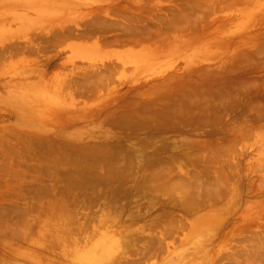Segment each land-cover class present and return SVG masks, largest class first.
<instances>
[{
  "label": "rangeland",
  "instance_id": "374dc122",
  "mask_svg": "<svg viewBox=\"0 0 264 264\" xmlns=\"http://www.w3.org/2000/svg\"><path fill=\"white\" fill-rule=\"evenodd\" d=\"M159 1L164 2L162 13L171 12L174 4L188 2ZM114 3L117 1L0 0L1 12L5 6L17 10V19L14 12L9 16L0 13V19L6 15L0 20V29L4 27L0 33L7 34L0 36V95L12 91L9 84L14 74L8 66L22 61L24 67L14 75L15 84L61 78L57 92L68 103L65 110L53 109L26 127L18 124L11 109L0 108V264H68L74 252L96 235H125L145 243L159 233L165 235L164 244L138 264H180L183 259H176V253L199 257L204 251L207 258L198 259L211 257L214 264H264V37L250 38L264 25L255 16L264 14V6L262 11L252 10L243 27L247 19L238 11L250 10L251 5L235 6L233 13H237L231 20L227 18L229 9L207 14L205 6H195L193 16L201 19L198 24L178 23L159 40L133 45V41L112 42L121 28L100 29L103 26L97 18L119 21L131 14L146 22L144 11L105 14ZM36 6L48 7V12L38 18L41 21L36 26H26V33L16 34L22 25L19 18L37 17ZM161 10L154 17L157 22H161ZM86 30L92 33L84 35ZM232 31L238 34L229 40ZM97 38L110 41L102 46L110 52L136 51L140 44L157 47L155 52L172 58V68L159 62L156 72L150 73L163 76L149 73L150 77L135 81L133 65L123 69V60L116 54L74 56V46L91 44ZM34 43L39 49H31ZM108 67L113 71L106 76ZM22 72L24 77H20ZM125 73H130L128 78ZM210 214L217 218V226H207L204 231L213 238H206L197 249L195 238L181 244V237L193 229L192 222L207 220ZM257 237L263 240L261 246L251 241ZM138 243L124 246L129 258L137 261L142 255Z\"/></svg>",
  "mask_w": 264,
  "mask_h": 264
},
{
  "label": "bare ground",
  "instance_id": "6f19581e",
  "mask_svg": "<svg viewBox=\"0 0 264 264\" xmlns=\"http://www.w3.org/2000/svg\"><path fill=\"white\" fill-rule=\"evenodd\" d=\"M12 1V0H11ZM106 1V0H105ZM114 1V0H113ZM117 3H114L113 5H110V7H108V9H106V12L105 14H109V12H117V13H120L121 12H136L138 14H141L142 11H144L143 15L145 16L146 18V22H143L141 21L140 17L138 16H131V14L127 17L126 16V20H119V21H108V19H106L105 17H98L97 20L100 21L99 24L103 27H100V29H111L115 26H119L122 30L121 34L120 35H117L114 37L113 40H111L112 42H115V43H123V42H132L133 45H137L138 43L142 42V41H147L149 39H152V38H155V39H158V38H161L163 37L162 35L165 34L168 29L170 30L172 27H174L176 24L180 23L181 26H188V25H192V23H197L199 22L201 19L198 17H194L193 16V12L195 11L196 7H200V6H205V9H206V13L207 14H211V13H215L216 11H221V10H224V9H229L228 11V15H227V18L231 20V16H236V13H233V9H235V6L237 7L238 4H246L247 6H252L253 8H251L250 10H245L246 8H243L241 10H239L238 12V15L241 13L242 14V17L246 18L247 20L242 22L241 26H245V24L250 20V17L251 15H253V11L252 10H258L261 8L260 11H262V7L264 6V0H188V2H185L183 5H179L178 3L177 4H174V8L171 9V12H163L162 13V10H161V4H164V2H161L158 0V2H150L151 0H128V1H124V2H119L118 0H116ZM128 2V3H127ZM181 2V1H180ZM9 3V2H8ZM175 3V2H174ZM38 4H41V3H38ZM46 4V3H44ZM20 5V4H19ZM48 5V4H47ZM16 6V5H14ZM106 6V5H105ZM132 6L134 9H132ZM202 6V7H203ZM6 7V10L5 12L6 13H10L8 14L9 15H12V13L14 11H17V10H14L13 6H5ZM172 7V6H171ZM240 7V6H239ZM48 7H44V6H36V9L38 10L37 13V17L34 18H30L28 19L27 17L25 16H22V18H19L20 20H22L21 22V28H17L19 29L17 32L14 31L16 34L17 33H26V26H36V24L38 23L39 21V17L40 16H44L45 13L48 12L47 10ZM104 8V7H103ZM107 8V7H106ZM264 8V7H263ZM47 10V11H46ZM162 13L161 14V22H157L155 20V15L157 14V12ZM5 12H1L0 13H4L6 14ZM199 12V11H198ZM255 12V11H254ZM259 12V11H258ZM17 12H14L13 15L14 17H16L17 19V15L15 14ZM205 13V12H204ZM2 14V15H4ZM98 14V13H97ZM227 14V13H226ZM261 13L259 14H255L256 17H259L258 20H263V22L261 23H264V14L260 15ZM1 15V16H2ZM16 15V16H15ZM39 15V16H38ZM215 15V14H214ZM219 15V14H218ZM222 15H225V14H222ZM237 15V16H238ZM6 16V15H5ZM4 16V17H5ZM96 16V15H95ZM107 16V15H106ZM221 16V15H220ZM226 16V15H225ZM240 16V15H239ZM3 17V18H4ZM94 17V16H93ZM2 18V19H3ZM0 19V20H2ZM73 20V19H72ZM71 20V21H72ZM227 20V19H226ZM225 20V21H226ZM237 20V19H236ZM239 20V19H238ZM4 21V20H3ZM41 21V20H40ZM39 21V22H40ZM254 21V20H253ZM257 21V20H256ZM218 22V21H217ZM4 24V23H3ZM40 24V23H39ZM198 24V23H197ZM220 24V23H219ZM238 24V22H237ZM179 25V26H180ZM7 26V25H6ZM10 26V25H9ZM233 26V25H232ZM236 26V24H235ZM254 26V25H253ZM198 27V26H197ZM213 27V26H212ZM237 27V26H236ZM255 27V26H254ZM259 27V25H258ZM257 27V28H258ZM211 28V27H210ZM240 28V27H239ZM2 29L4 30V27L0 29V32H3ZM206 29V28H205ZM238 29V28H236ZM251 29V28H250ZM9 30H14V29H10L9 27ZM16 30V29H15ZM202 30V29H201ZM219 30V29H218ZM229 30V29H228ZM231 30V29H230ZM258 30V29H257ZM110 31V30H109ZM205 31V30H204ZM204 31L202 30L201 32L204 33ZM239 31V30H237ZM241 31V29H240ZM249 31V30H248ZM252 31V30H251ZM6 32V30H5ZM11 33V31H9ZM13 32V34H14ZM200 32V33H201ZM218 32V31H217ZM233 32V31H232ZM73 33V32H72ZM92 33L90 30H86L85 32H83V34H90ZM185 33V32H184ZM192 33V32H191ZM199 33V34H200ZM201 33V36L203 35ZM221 33V32H219ZM227 33V32H226ZM6 34V33H5ZM5 34H2L0 33V36L2 35H5ZM20 34V36H21ZM186 36L188 35V33H185ZM238 33H232V34H229L227 35V39H234L235 35H237ZM240 34V33H239ZM7 35V34H6ZM68 35V34H67ZM65 35V36H67ZM172 35V34H171ZM194 35V33H193ZM197 35V33L195 34ZM194 35V36H195ZM217 35V34H216ZM23 36V35H22ZM161 36V37H160ZM173 38H175V34H173ZM180 36V35H179ZM185 36V38H187ZM218 36V35H217ZM264 37V25L261 26V28L259 29V31H257L256 33L252 34L250 36L251 39H255L256 37L259 38V37ZM4 37V36H3ZM220 37V36H219ZM180 38V37H179ZM177 38V39H179ZM98 39V38H97ZM176 39V40H177ZM182 39V38H181ZM190 39V38H189ZM159 40V39H158ZM186 40V39H185ZM155 41V40H154ZM180 41V40H179ZM203 41V40H202ZM255 41V40H254ZM110 41L107 40V42L103 41V42H100L99 39L98 40H95L94 42H92L91 44H83V45H77V46H74L73 47V54L74 56H89V55H92L93 57L97 56V57H103V56H107L109 54H116L118 56L121 57V59L123 60V63H122V66H123V69L126 67V64H131L133 65V73L131 74L133 79L135 78V81L137 80L138 81V78H141L142 76H149L150 74H153L154 76V73L156 72L154 69L155 65L159 62H162V63H169V67H167V69H169L170 67L172 68V62L170 63V60L172 59L169 55H163L162 53H158V52H155L157 51V47H151L150 45H143V44H140L141 48L139 50H136L134 51V49H128V50H125V51H119V52H110L108 49H106L105 47H102L103 45H108ZM165 42V41H164ZM173 44L174 41L172 40ZM178 43V42H177ZM176 43V44H177ZM182 43V42H181ZM200 43V42H199ZM232 43V42H231ZM160 44V43H159ZM165 44V43H164ZM179 44V43H178ZM185 44V43H184ZM257 44V43H256ZM199 45V44H198ZM171 46V45H169ZM168 46V47H169ZM176 46V45H175ZM230 46V45H229ZM262 46V45H260ZM259 46V47H260ZM34 48H31L32 50H37L39 49V46L38 44L34 43L33 46ZM167 47V48H168ZM239 48V47H238ZM169 49V48H168ZM198 51V49H196ZM196 51V52H197ZM228 51V50H227ZM262 51V50H260ZM167 52V51H166ZM170 53V51H168ZM233 52V51H232ZM245 52V51H244ZM247 52V51H246ZM175 53V52H174ZM177 53V52H176ZM229 53V51H228ZM250 53V52H249ZM248 53V54H249ZM262 53V52H261ZM162 54V56H161ZM178 54V53H177ZM198 54V53H197ZM232 54V53H231ZM24 55V54H23ZM175 55V54H174ZM199 55V54H198ZM228 55V54H227ZM22 56V55H21ZM74 56H70V57H73L74 59ZM239 56V55H238ZM243 56V55H241ZM248 56V55H247ZM7 57V56H6ZM12 57V56H11ZM112 57V56H111ZM244 57V56H243ZM246 57V56H245ZM79 58V57H78ZM72 59V58H71ZM72 59V60H73ZM119 59V58H117ZM229 59V58H228ZM23 60V59H22ZM29 60V59H28ZM12 61V60H11ZM19 61V60H18ZM102 62V61H101ZM122 62V61H121ZM217 62V61H216ZM215 62V63H216ZM174 63V62H173ZM177 63V60L176 62L173 64V66ZM191 63V62H190ZM261 63V62H260ZM264 63V62H263ZM183 64V63H182ZM259 64V63H258ZM262 64V63H261ZM7 65V64H6ZM5 65V66H6ZM27 65V64H26ZM161 66V64L159 65ZM166 67V65H164ZM162 67L164 70H165V67ZM187 66V65H186ZM215 66V65H214ZM264 66V65H263ZM23 67H24V64L23 62H18V63H10V65L8 66V69L9 70H12V73L14 75H16L17 73H19V71L23 70ZM185 67V66H184ZM190 67V65H189ZM216 67H217V64H216ZM160 68V67H159ZM158 68V69H159ZM160 68L159 70L161 71ZM218 68V67H217ZM240 68V67H239ZM256 69V68H255ZM254 69V70H255ZM18 70V71H17ZM122 70V69H121ZM154 71V73H150L151 71ZM1 71V70H0ZM38 71V70H37ZM102 71V70H101ZM104 71V70H103ZM102 71V72H103ZM112 67H108L106 70H105V73L104 75H110L112 74ZM158 71V72H160ZM163 71V70H162ZM161 71V72H162ZM170 71V70H169ZM5 72V71H4ZM43 72V71H42ZM60 72V71H59ZM165 72H167L165 70ZM1 73V72H0ZM10 73V72H9ZM11 73V74H12ZM124 73V70L121 71L120 75H122ZM131 73V72H130ZM130 73L126 74L127 75V78H128V75H130ZM150 73V74H149ZM164 73V72H163ZM249 73V72H248ZM34 74V73H32ZM39 74V73H38ZM59 74V73H58ZM157 75H155L154 77L158 76L161 74L159 73H156ZM170 74V73H169ZM219 74V73H218ZM12 77L13 80L10 81V84H9V87H10V90L12 89V91H10L7 95L5 96H1L0 95V108H9L11 109L16 117H17V121H18V124L21 125L22 127H26V126H29V125H33V124H36L37 123V120L39 119L38 117L42 116L44 117L45 115H50L51 111L54 110H65V107H66V104L68 105L67 102H65L64 98H59V96H61V94H59L57 92V88H58V82L59 78L57 79H54V81H49V82H42L40 84H28V83H23V84H20V83H16L15 82L17 80H14L16 77ZM30 75V73L28 74ZM64 75V74H63ZM118 75V76H120ZM125 75V76H126ZM162 75V74H161ZM12 76V75H11ZM10 76V77H11ZM24 72H22V74L20 75V77H24ZM33 76V75H32ZM37 76V75H36ZM101 77V75H99ZM163 76V75H162ZM220 76V75H219ZM57 77V76H55ZM100 77H99V80H100ZM131 77V76H130ZM150 77V76H149ZM148 77V78H149ZM152 77V76H151ZM224 77V76H223ZM29 78V77H27ZM125 78V77H124ZM137 78V79H136ZM249 78V76H248ZM118 79V78H117ZM120 79V77H119ZM118 79V80H119ZM123 79V78H122ZM126 79V78H125ZM130 79V78H129ZM151 79V78H150ZM165 80V79H164ZM32 81V80H31ZM30 81V82H31ZM37 81V80H36ZM153 81V79H152ZM156 81V80H155ZM228 81V80H227ZM230 81V80H229ZM228 81V82H229ZM27 82V80H26ZM66 82V81H65ZM68 82V81H67ZM100 82V81H98ZM134 82V80H133ZM233 82H235V80H233ZM62 83V82H61ZM69 83V82H68ZM137 83V82H136ZM135 82L132 83V85L136 84ZM142 83V82H141ZM157 83V82H156ZM239 83V82H238ZM140 83H138L139 85ZM230 84V83H229ZM240 84V83H239ZM64 85V84H63ZM93 85V84H92ZM259 85V84H258ZM99 86V85H98ZM69 87V86H67ZM197 88V87H196ZM15 89H18L16 92H14ZM65 89V88H64ZM74 89V88H72ZM140 89V88H139ZM77 91V90H76ZM69 94V92H68ZM76 94V92H75ZM100 94V93H99ZM170 94V93H169ZM227 94V93H226ZM72 95V94H71ZM120 95V94H118ZM117 95V97H119ZM69 97H71L69 95ZM73 97V96H72ZM168 97V96H167ZM168 98H171L170 96ZM243 98V97H242ZM228 99V98H227ZM239 99V98H238ZM54 100L57 101L54 102ZM66 101H67V98H66ZM201 101V100H200ZM238 101V100H237ZM241 101V100H240ZM239 101V102H240ZM118 102V101H117ZM216 102V101H215ZM54 103V104H53ZM162 103V102H161ZM207 103V101H206ZM243 103V102H242ZM157 104V103H156ZM153 104H151L152 106ZM221 105V104H220ZM55 106V107H53ZM157 107V106H156ZM182 108V106H181ZM242 108V107H241ZM109 114V112H108ZM258 114V113H257ZM62 115V114H61ZM107 115V114H106ZM264 115V114H263ZM259 116V115H258ZM47 118V117H45ZM49 119V118H48ZM53 119V118H51ZM55 119V118H54ZM53 119V120H54ZM172 118L170 117V120ZM50 120V119H49ZM73 122V121H72ZM125 123V122H124ZM137 124V123H136ZM185 125V123H184ZM139 126V125H138ZM188 126V125H187ZM126 128V127H125ZM140 128V127H139ZM149 128V127H148ZM86 130V129H85ZM78 132H81V131H78ZM160 132V131H159ZM88 132H86L87 134ZM244 133V132H243ZM77 135V134H76ZM159 136V135H158ZM161 136V135H160ZM242 136V135H241ZM163 138V137H162ZM122 139V138H121ZM185 139V138H184ZM188 139V138H187ZM189 140V139H188ZM260 140V139H259ZM262 140V139H261ZM189 143V142H188ZM199 144V142H197ZM203 143V141H202ZM202 145V144H200ZM77 146V145H76ZM205 146V145H204ZM227 146V145H226ZM206 148V147H205ZM263 148V147H262ZM264 152V151H263ZM262 156V155H261ZM231 157V156H230ZM263 157V156H262ZM200 160V159H199ZM261 160V158L259 159ZM197 161V160H196ZM257 163V162H256ZM225 164V163H224ZM209 165V164H208ZM259 165H260V161H259ZM237 168V167H236ZM255 168V167H254ZM216 169V168H215ZM221 169V167L219 168ZM182 170H184L182 168ZM189 170V169H188ZM224 170V169H223ZM187 172V169L185 170ZM184 171V172H185ZM190 171V170H189ZM188 171V172H189ZM225 171V170H224ZM124 172V171H123ZM187 172V173H188ZM121 173V172H120ZM128 173V172H127ZM181 173H183L181 171ZM224 173V172H223ZM264 173V172H263ZM131 173H129L128 175H130ZM239 174V173H238ZM260 174V173H259ZM114 175V174H113ZM216 175V174H215ZM244 175V174H242ZM241 175V177H242ZM127 176V175H126ZM245 176V175H244ZM121 177V176H120ZM232 177V176H231ZM125 178V176H124ZM135 178V177H134ZM143 178V177H142ZM230 178V177H229ZM128 179V178H127ZM137 180V179H136ZM144 180V179H143ZM240 180V179H239ZM130 181V180H129ZM172 181V180H171ZM174 181V180H173ZM172 181V183H173ZM194 181V179H193ZM262 181V180H261ZM111 182V181H110ZM170 182V181H169ZM176 182V181H175ZM192 182V181H191ZM260 182V181H259ZM259 182H256V183H259ZM135 183V182H134ZM142 183V181H141ZM196 184V181L194 182ZM228 183V182H226ZM136 184V183H135ZM178 184V183H177ZM262 184V183H261ZM145 185V183H144ZM170 185V184H169ZM229 185V184H227ZM232 185V183H231ZM263 185V184H262ZM147 186V185H146ZM234 186H235V183H234ZM238 186V184H237ZM110 187V186H109ZM150 187V186H148ZM158 189H159V185H157ZM182 187V185H181ZM197 187V186H196ZM260 187V186H259ZM113 187H110L111 190ZM152 188V187H151ZM258 188V187H257ZM261 188V187H260ZM109 189V190H110ZM115 189V188H114ZM150 189V188H148ZM198 189V188H197ZM216 189V188H215ZM128 190V189H127ZM152 190L154 191V189L152 188ZM189 190V189H188ZM214 190V189H213ZM264 190V189H263ZM120 191V189L118 190ZM151 191V190H150ZM216 191V190H215ZM122 192V191H121ZM130 192V191H129ZM263 192V191H262ZM205 193V192H204ZM138 194V193H137ZM172 194V193H171ZM202 194V193H201ZM192 195V194H190ZM189 195L188 198H191ZM197 196V195H196ZM203 196H206V195H203ZM209 196V195H208ZM207 196V197H208ZM199 197V196H197ZM146 198V197H144ZM195 198V197H194ZM201 198V197H200ZM214 198V197H213ZM110 199V198H109ZM143 199V198H142ZM116 200V199H115ZM140 200V199H138ZM176 200V199H175ZM210 200V199H209ZM212 200V199H211ZM111 201H114V200H111ZM146 201V200H145ZM262 201V200H261ZM260 201V202H261ZM264 201V200H263ZM109 202V201H108ZM172 202V201H171ZM253 202V201H252ZM177 203V202H176ZM180 203V202H179ZM187 203V202H186ZM185 204V203H184ZM198 204V203H197ZM252 204V203H251ZM249 205L250 207L252 205ZM257 203L254 204V206H257L256 205ZM201 205V204H200ZM165 206V205H164ZM186 206V205H185ZM188 206V205H187ZM198 206V205H197ZM252 206V208L254 207ZM258 206H259V202H258ZM226 207V206H225ZM229 207V206H228ZM112 208V206H111ZM173 208V207H172ZM249 207H245V209H248ZM251 208V209H252ZM227 209V208H226ZM249 209V210H251ZM112 211V209H111ZM114 212V211H113ZM255 212V211H254ZM45 213V212H44ZM51 213V212H50ZM253 213V211H252ZM258 213V211L256 210V214ZM54 214V213H52ZM114 214V213H113ZM124 214V213H123ZM251 214V213H250ZM60 215V214H59ZM62 215V214H61ZM209 215V214H208ZM211 215V214H210ZM214 215V214H213ZM213 215H211L210 218H208L207 220H197V221H194L192 222L194 227L192 230L189 231V233H187L185 236L183 235L180 239V243L181 244H186L188 243L189 241H191L193 238H195L194 240V243L195 246H202V241H205L206 238H210L212 237L211 236V232L209 231H204V230H207V226H212L213 228L215 226H217V218L215 217H212ZM222 215V214H221ZM247 215V214H246ZM50 216V215H49ZM250 217V216H249ZM58 218V217H57ZM64 218V217H63ZM179 218V217H178ZM65 219V218H64ZM251 219V218H250ZM58 220V219H57ZM66 220V219H65ZM129 220V218H128ZM180 220V219H178ZM182 220V219H181ZM133 221V220H132ZM177 221V219H176ZM163 222V221H162ZM39 223V222H38ZM50 223V222H49ZM48 223V224H49ZM63 223V222H62ZM158 223V222H157ZM171 223V222H170ZM55 224V223H54ZM66 224V223H65ZM179 224V223H177ZM173 225V223L171 224ZM180 225V224H179ZM108 226V225H107ZM150 226V225H149ZM59 227V226H58ZM141 227V226H139ZM162 227V226H161ZM51 228V227H50ZM191 228V227H190ZM221 228V227H220ZM40 229V228H39ZM95 229V228H94ZM136 229V228H135ZM145 229V228H144ZM175 228H173L174 230ZM158 230V229H157ZM156 230V231H157ZM234 230V229H233ZM86 231V230H85ZM222 231V229L220 230ZM220 231H219V234H220ZM61 232V231H60ZM101 232V231H100ZM153 232V231H152ZM181 232V231H180ZM81 233V232H80ZM84 233V232H83ZM82 233V234H83ZM262 233V232H261ZM81 234V236H82ZM160 235L159 236H156L154 235L152 238H148L146 239V242L145 243H138V239H135V237H126L125 235H122V236H118V237H112L110 235H107V234H104V235H96V238L94 240H89L91 241V243L89 242V244L87 246H84V248H81L79 250H75L76 252H74V254L71 256V261L68 263V264H121V262H123V264H138L140 263V259L144 258L145 260L149 257L152 256V253L154 252L155 249H158L156 246H159V245H162L164 244V240H165V235L163 236L162 233H159ZM47 235H48V232H47ZM174 235V234H173ZM213 235V234H212ZM231 235V234H230ZM56 236V235H55ZM53 236V237H55ZM62 236V234H61ZM67 236V235H66ZM65 236V237H66ZM176 236V235H175ZM178 236V235H177ZM176 236V237H177ZM233 236V235H232ZM258 236V235H257ZM262 236V235H261ZM50 236H48L47 238H49ZM52 237V235H51ZM50 237V238H51ZM57 237V236H56ZM85 237V236H84ZM144 237V236H143ZM231 237V236H230ZM59 238V237H58ZM61 238V237H60ZM213 238V237H212ZM219 238V237H218ZM64 239V238H63ZM92 239V238H91ZM174 239H176L174 237ZM238 239V238H237ZM263 239V238H262ZM54 240V239H52ZM60 240V239H59ZM86 240V239H85ZM173 240V239H172ZM208 240V239H207ZM210 240V239H209ZM208 240V241H209ZM57 241V240H56ZM64 241V240H63ZM252 243H259V245L261 246L262 245V242L263 240L261 241V238L257 237L256 239L254 240H251ZM249 241V242H251ZM59 242V241H58ZM66 242V241H64ZM77 242V241H76ZM81 242V240H80ZM143 242V241H142ZM210 242V241H209ZM75 243V242H74ZM138 243L140 245V248H138L137 251H139L142 255L139 258V261H137V258H129V255H127L125 253V248L124 246H128V244L130 245H133V247L135 246V244ZM152 243H154V247L151 245ZM236 243V242H235ZM247 243V242H246ZM60 244V243H59ZM84 244V243H83ZM86 244V243H85ZM171 244V242H170ZM66 245V243H65ZM78 245V244H77ZM174 245V244H172ZM231 245V244H230ZM233 245V244H232ZM236 245V244H235ZM238 245V244H237ZM244 245V244H243ZM257 244H255L254 246H256ZM40 246V245H39ZM45 246V245H44ZM242 246V245H241ZM252 246V244H251ZM54 247V246H53ZM64 247V244L63 246ZM68 246H66L65 248H67ZM163 247V246H161ZM169 247V246H168ZM212 247V246H211ZM236 247V246H235ZM61 248V247H60ZM70 248V247H69ZM72 248V247H71ZM70 248V249H71ZM77 248V247H76ZM170 248V247H169ZM168 248V249H169ZM221 248H222V245H221ZM241 248V247H240ZM239 248V249H240ZM258 248V247H257ZM68 249V248H67ZM72 249H75L72 248ZM161 249V248H160ZM167 249V250H168ZM197 249V248H195ZM225 249V248H224ZM237 249V247L235 248ZM62 250V248H61ZM180 250V249H179ZM242 250V249H240ZM260 250H261V247H260ZM263 250V249H262ZM63 251V250H62ZM250 251V249H249ZM255 251V250H254ZM257 251V250H256ZM60 252V251H59ZM220 252H221V249H220ZM219 252V253H220ZM227 252V251H226ZM62 253V252H61ZM254 253V252H253ZM258 253V252H257ZM261 253V252H260ZM63 254V253H62ZM207 254L208 252L207 251H204L200 254V256L203 258V256H206L207 258ZM221 254V253H220ZM250 254V253H249ZM262 254V253H261ZM71 255V254H70ZM199 255V254H198ZM235 255V254H234ZM256 255V253H255ZM260 254L258 253V256ZM263 255V254H262ZM66 256V255H65ZM199 257H195V254L191 253L190 255H187L185 252H178L176 253L175 257L176 259H183L181 262L180 260L177 261V263L181 262L180 264H214V260L209 257L207 260H203L202 258L201 259H198L200 258ZM229 256V255H227ZM250 256V255H249ZM67 258V257H66ZM205 258V259H206ZM229 258V257H228ZM263 259V258H262ZM68 260H70V258H68ZM129 260V261H127ZM224 260V259H223ZM236 260V259H235ZM241 261V259H238V261ZM237 260L235 261L236 263H239ZM221 262V261H220ZM219 263V262H218ZM243 263V262H242ZM245 263H248L245 262ZM253 263V262H252Z\"/></svg>",
  "mask_w": 264,
  "mask_h": 264
}]
</instances>
